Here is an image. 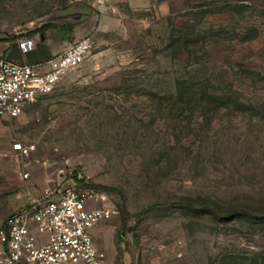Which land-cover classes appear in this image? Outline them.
Masks as SVG:
<instances>
[{"label": "rangeland", "instance_id": "1", "mask_svg": "<svg viewBox=\"0 0 264 264\" xmlns=\"http://www.w3.org/2000/svg\"><path fill=\"white\" fill-rule=\"evenodd\" d=\"M88 3L0 0V48L64 28L94 40L50 93L0 115V227L66 167L116 210L93 229L111 264H264V0ZM74 5L91 23H58Z\"/></svg>", "mask_w": 264, "mask_h": 264}, {"label": "built area", "instance_id": "2", "mask_svg": "<svg viewBox=\"0 0 264 264\" xmlns=\"http://www.w3.org/2000/svg\"><path fill=\"white\" fill-rule=\"evenodd\" d=\"M97 13L114 12L111 0H89ZM94 40L86 33L59 53L37 62L0 55V115L16 117L40 96L50 93L59 79L83 62ZM20 54L35 48L31 37L19 40ZM31 144L14 140L11 152L28 156ZM21 179L29 173L19 169ZM27 194L26 204L8 215L0 227V264H111L93 238V229L116 210L106 204V194L86 183L79 172L66 167L47 174L37 194Z\"/></svg>", "mask_w": 264, "mask_h": 264}, {"label": "crops", "instance_id": "3", "mask_svg": "<svg viewBox=\"0 0 264 264\" xmlns=\"http://www.w3.org/2000/svg\"><path fill=\"white\" fill-rule=\"evenodd\" d=\"M72 14L75 15L74 16L75 20H73L69 24H78L80 22L91 23V20L95 18V15H93L91 10H89V13L86 15L85 18H84V14L79 10L75 11ZM101 25H102V20L100 21L99 28L102 27ZM68 31H69L68 28H64L63 31L61 32V39H62L61 42H52L51 40H49L47 35H42V34L39 36L37 35L26 36V37H31L35 43V48L32 51H30L29 54L27 53L26 56L25 54L24 55L20 54L17 44L1 47L0 54L5 55L14 60L31 62V63L47 59L50 56L59 53L61 50H63L66 46L70 44L68 39L66 38L68 35ZM82 33L83 32H80L79 36L83 35ZM23 38L19 40H22ZM7 45L9 44L7 43Z\"/></svg>", "mask_w": 264, "mask_h": 264}, {"label": "water", "instance_id": "4", "mask_svg": "<svg viewBox=\"0 0 264 264\" xmlns=\"http://www.w3.org/2000/svg\"><path fill=\"white\" fill-rule=\"evenodd\" d=\"M77 10L82 12L84 14V18H85L86 15L89 13L90 9L86 8V7H83L81 5H74V6H70L69 8H66L64 11H61V13H59V15H69V14L74 13ZM84 18H82V19H84Z\"/></svg>", "mask_w": 264, "mask_h": 264}, {"label": "flooded vegetation", "instance_id": "5", "mask_svg": "<svg viewBox=\"0 0 264 264\" xmlns=\"http://www.w3.org/2000/svg\"><path fill=\"white\" fill-rule=\"evenodd\" d=\"M61 17H59V24L61 25H68L69 23H71L73 20H75V15H59Z\"/></svg>", "mask_w": 264, "mask_h": 264}, {"label": "trees", "instance_id": "6", "mask_svg": "<svg viewBox=\"0 0 264 264\" xmlns=\"http://www.w3.org/2000/svg\"><path fill=\"white\" fill-rule=\"evenodd\" d=\"M44 27H45V26H44ZM44 27H43V29H42L43 31L46 29V28H44ZM43 31H42V32H43Z\"/></svg>", "mask_w": 264, "mask_h": 264}]
</instances>
